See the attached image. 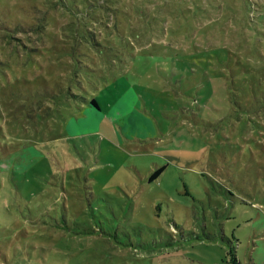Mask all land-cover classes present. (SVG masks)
<instances>
[{
    "label": "rangeland",
    "instance_id": "rangeland-1",
    "mask_svg": "<svg viewBox=\"0 0 264 264\" xmlns=\"http://www.w3.org/2000/svg\"><path fill=\"white\" fill-rule=\"evenodd\" d=\"M232 254L264 264V0H0V264Z\"/></svg>",
    "mask_w": 264,
    "mask_h": 264
},
{
    "label": "trees",
    "instance_id": "trees-1",
    "mask_svg": "<svg viewBox=\"0 0 264 264\" xmlns=\"http://www.w3.org/2000/svg\"><path fill=\"white\" fill-rule=\"evenodd\" d=\"M91 103L97 106V101L95 98L91 99ZM164 168V166L157 167L154 172L149 176L150 180L154 179ZM233 264H238L239 260L237 259L236 255L232 254Z\"/></svg>",
    "mask_w": 264,
    "mask_h": 264
},
{
    "label": "crops",
    "instance_id": "crops-1",
    "mask_svg": "<svg viewBox=\"0 0 264 264\" xmlns=\"http://www.w3.org/2000/svg\"><path fill=\"white\" fill-rule=\"evenodd\" d=\"M83 111H86L84 107H83ZM87 112H88V111H87ZM89 112H92V111L89 110ZM83 114H85V113H83ZM79 119H81V118H80V117H77V121H78V123L80 122ZM83 122L87 124L88 128H89V126L91 125V123H90L89 120H84ZM72 123H73V122H72ZM74 127H75V123H74ZM82 131H85V130L82 129Z\"/></svg>",
    "mask_w": 264,
    "mask_h": 264
}]
</instances>
